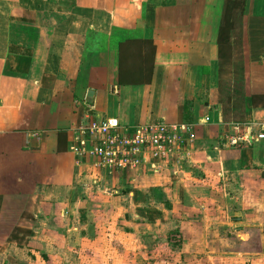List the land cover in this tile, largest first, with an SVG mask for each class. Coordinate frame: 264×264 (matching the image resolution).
<instances>
[{
    "label": "crops",
    "instance_id": "crops-1",
    "mask_svg": "<svg viewBox=\"0 0 264 264\" xmlns=\"http://www.w3.org/2000/svg\"><path fill=\"white\" fill-rule=\"evenodd\" d=\"M223 3L0 0V264L86 258L130 228L139 246L140 230L166 221L180 244L264 228V139L224 140L264 132L263 101L250 97L264 95V0L233 11L219 73ZM105 116L191 122L195 139L179 162L107 173L71 150L86 147L78 126ZM28 226L21 243L4 237Z\"/></svg>",
    "mask_w": 264,
    "mask_h": 264
},
{
    "label": "built area",
    "instance_id": "built-area-1",
    "mask_svg": "<svg viewBox=\"0 0 264 264\" xmlns=\"http://www.w3.org/2000/svg\"><path fill=\"white\" fill-rule=\"evenodd\" d=\"M77 129L86 147L72 145L71 150L78 156H91L93 166L107 173L154 170L169 162H179L187 156V148L195 139L194 125L185 121L154 120L125 125L114 116H105L85 121ZM261 139L263 130L254 131L250 126L224 138L230 145Z\"/></svg>",
    "mask_w": 264,
    "mask_h": 264
},
{
    "label": "rangeland",
    "instance_id": "rangeland-1",
    "mask_svg": "<svg viewBox=\"0 0 264 264\" xmlns=\"http://www.w3.org/2000/svg\"><path fill=\"white\" fill-rule=\"evenodd\" d=\"M237 13L240 12L237 11ZM166 224L163 230H151L150 236L153 233V238L152 236L147 238L146 232L150 230H140L139 246L137 242H134V236L132 238V234L138 236L137 231L131 228L128 229L129 231L125 229L122 234L115 231L113 244L110 247L105 249L99 245L91 246L86 258L81 256L82 253L81 257H76L74 260L67 257V261L65 260L62 264H264V228L254 230L253 233L238 230L237 233H228L226 236L230 235L229 238L225 236L226 232L224 233L223 230L218 234L214 232L213 239L216 237L214 243H208L210 239L205 238V245H197L189 240L190 234H188L187 244H180L178 227L175 226L178 223L166 221ZM200 233L201 231L196 235L194 232L192 236L194 241L195 238L202 236ZM245 233H249V237L246 235L238 237V234ZM259 238L261 243L257 241Z\"/></svg>",
    "mask_w": 264,
    "mask_h": 264
},
{
    "label": "trees",
    "instance_id": "trees-1",
    "mask_svg": "<svg viewBox=\"0 0 264 264\" xmlns=\"http://www.w3.org/2000/svg\"><path fill=\"white\" fill-rule=\"evenodd\" d=\"M244 0H224L220 24L217 29V36H216V44H217V57L219 62V73L225 72V68L228 66V51H229V31L232 26V13L233 11L241 12L243 8ZM251 102H254L258 99H262V104L264 105V95L257 96V95H250ZM24 199V198H23ZM7 208V205H5ZM8 209V208H7ZM7 215H1L0 222H7ZM14 219L11 220V224H13ZM21 232V234H19ZM18 232L17 229H6L4 233V237H9L21 243L24 239H26L27 234L30 232L29 226L22 231ZM2 231H0V235ZM0 238V242H1Z\"/></svg>",
    "mask_w": 264,
    "mask_h": 264
}]
</instances>
